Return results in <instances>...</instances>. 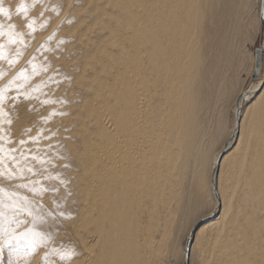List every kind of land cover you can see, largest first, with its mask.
<instances>
[{
	"label": "bare ground",
	"instance_id": "bare-ground-1",
	"mask_svg": "<svg viewBox=\"0 0 264 264\" xmlns=\"http://www.w3.org/2000/svg\"><path fill=\"white\" fill-rule=\"evenodd\" d=\"M251 2L56 0L54 11L29 10L35 31L14 14L24 43L0 37L15 61L0 62V88L22 70L27 80L6 94L13 120L0 121L1 154L27 160L43 180L37 191L35 182L18 188L25 183L0 156V171L13 174L7 190L35 212L13 225L41 234L17 264L53 248H75L72 264H264V74L243 94L238 74L259 20ZM66 46L71 55H58ZM47 138L37 149L13 147ZM189 219L185 258L176 241Z\"/></svg>",
	"mask_w": 264,
	"mask_h": 264
},
{
	"label": "rangeland",
	"instance_id": "rangeland-1",
	"mask_svg": "<svg viewBox=\"0 0 264 264\" xmlns=\"http://www.w3.org/2000/svg\"><path fill=\"white\" fill-rule=\"evenodd\" d=\"M6 0H3V6L9 11V13H11V15H12V21H15V18H14V14H16V8H17V4L19 3V1L20 0H15L16 1V6H14V7H10V6H8L7 4H6V2H5ZM54 1H56V0H42V2L40 3V4H38L39 6H40V8H41V10L42 11H54V8H53V2ZM252 2V4H251V8L252 9H250V12H251V14H253V11H255L256 13H257V17L259 18V20H257V17H256V13H254L255 14V16H254V18L252 17L253 15H251V17L253 18V20L255 21V20H257V24H256V21H255V24H254V26H255V28H253V32L251 33L252 34V38L249 40V39H247L246 41H244V44H243V48H244V50L245 51H247L249 54H250V56L247 54L246 55V57H244V58H246V61L244 62L245 64L243 65L244 67H245V69L243 70V66H242V70H239L240 72L238 73V74H240L239 75V79H240V88H241V91L239 92L240 94H243V93H245V92H249L250 90H251V88H252V86H254V85H256L258 82H259V78L261 77V75H263L264 74V20H261L260 19V2H261V0H251ZM26 2L27 3H29V4H31V0H26ZM254 7V8H253ZM32 7H30L29 8V10L31 9ZM137 9H139V7L137 6V5H133L130 9H129V11H137ZM257 9V10H256ZM253 10V11H252ZM41 12V11H40ZM249 15V16H250ZM250 17V18H251ZM251 18V19H252ZM256 18V19H255ZM0 19H5V17H2V16H0ZM257 48H259L260 50H261V56H260V64H259V70H258V73H255V51H256V49ZM66 49H69L68 48V46H66V47H64L63 49H60L59 51H58V55L59 54H66L67 56H70L71 54L66 50ZM246 52V53H247ZM251 54H252V56H253V60H251L249 57H251ZM245 56V55H244ZM249 56V57H248ZM245 60V59H244ZM249 60V61H248ZM251 60V61H250ZM251 65V63H252V65H251V67L249 66V64ZM247 64H248V67L250 68L249 70H248V67H247ZM246 68H247V70H246ZM247 71V72H246ZM249 104H250V100H246L244 103H243V105H242V111H244L245 109L246 110H248L249 109ZM227 119H226V125H227V130H228V132H230L229 130H231L232 128H233V125L235 124V122H236V118H235V116L233 115V113H232V111L231 110H229V111H227ZM5 118L6 119H8V120H13L12 119V117L8 114V113H6V115H5ZM36 121V123H38V124H40V126H41V128H44V127H46V124L47 123H44V122H42L40 119H36L35 120ZM34 133H40V132H34ZM33 140H36V139H27L26 141H25V139H23V141H25V143L24 144H21L20 142L18 143V144H15L13 147L14 148H16V147H26L27 149H37V147H38V145H40V144H43V143H47V142H50L51 141V139L50 138H47L44 142H38V143H34V144H31L32 142H33ZM21 141V140H20ZM2 152H0V156H5L4 154H1ZM6 157V156H5ZM7 158V157H6ZM31 158V157H30ZM14 161V163L12 162V161ZM23 159H20V161H19V159H13V158H7V162H11L12 163V165H11V169H13V172L15 173V179L14 180H16V181H18L19 183H28V184H34V182L37 184H34L35 185V190L34 191H37V190H39V188L41 187V184H43L42 183V175L40 174L41 172L40 171H38V170H33V172L35 171V173H33L32 171L31 172H29L28 171V169L30 168V166L32 167V165L30 164V163H28L27 164V160L26 161H22ZM36 161H38V160H36ZM17 164H16V163ZM19 162H22V163H19ZM26 162V163H25ZM15 164V165H14ZM13 165H14V167H13ZM24 165H25V167H26V171H24L25 173H27V174H25L24 172H22V173H18L19 171H21L20 170V168L19 167H24ZM29 166V167H28ZM24 167V168H25ZM19 168V169H18ZM33 169V168H32ZM33 173V174H32ZM22 174V175H21ZM23 174H24V176H23ZM29 174V175H28ZM35 174V175H34ZM40 176H39V175ZM28 175V176H27ZM26 176V177H25ZM37 176V177H36ZM18 178H19V180H21V181H19L18 180ZM32 178V179H31ZM29 179V180H28ZM38 179V180H37ZM2 180V181H1ZM4 180V181H3ZM22 180H24V181H22ZM33 180H35V181H33ZM39 180H41V181H39ZM37 181H39V182H37ZM0 187L1 188H4V190L6 189V192L7 193H5V191H4V193H0V198L1 199H7V196H13V199H17L18 197H25L24 196V194L22 193V192H20V193H18V192H13V191H8L7 190V188H6V186L10 183L9 182V180H7V179H0ZM3 182H5V183H3ZM25 183V184H26ZM38 183L40 184V185H38ZM2 184H5V185H2ZM5 186V187H4ZM9 186V185H8ZM2 194V195H1ZM14 194V195H13ZM20 194V195H19ZM214 200V199H213ZM6 202L7 203H12L13 201L12 200H6ZM210 207H211V205H209ZM208 206V207H209ZM30 208H31V217H32V215L35 213L34 212V208H32L31 206H30ZM25 215L27 216L26 217V219H25ZM196 215V214H195ZM195 215L194 216H192V217H195ZM9 216H11V214L9 215ZM22 216V217H21ZM28 214L27 213H23V214H21L18 218H21L20 220H23V219H25L24 221H26V222H29V219H28ZM173 216V215H172ZM172 216H170V217H172ZM24 217V218H23ZM17 218V219H18ZM173 218H175V220L174 221H176V216L175 217H173ZM28 219V220H27ZM178 219V218H177ZM193 220V219H192ZM192 220H190L189 219V222L188 221H186L184 224H183V226H181V228L182 227H184V225H186L187 227L186 228H184V230H183V228H182V231L180 230V233L179 232H177V233H179V236H180V238H179V240H178V237L179 236H177V240L179 241H176L177 243V245H176V247H177V250H178V248H179V250H178V252H180V253H182V249H183V247H185V241H186V239H185V236H186V233H187V231L185 230V229H187L190 225V223H192L191 221ZM170 221L171 222H174V221H172V218L170 219V220H168V224L170 225L171 224V226H173L174 225V229H175V231H177L176 230V222H174V223H170ZM178 221V220H177ZM25 222V223H26ZM32 221H30V223L28 224V223H26L27 225H29L30 227L32 226V223H31ZM31 224V225H30ZM173 224V225H172ZM180 225V224H179ZM4 226H6V227H10L11 228V230H15L14 232H12L11 234L13 235V233L15 234V232H17V231H19V232H23V230L22 229H19V228H17V230H16V226H14L13 225V223H11L10 225H4ZM14 226V227H13ZM28 226V227H29ZM13 228V229H12ZM15 228V229H14ZM19 229V230H18ZM182 232H184L183 234H182ZM186 232V233H185ZM175 234V233H174ZM185 234V235H184ZM177 235V234H176ZM23 247H21V246H18V247H16V248H13L12 249V251H11V259H13L14 261H16V260H18V259H20V258H22V256L23 255H25V251H24V249H22ZM179 253V254H180ZM18 255L17 256V258H15V256L14 255ZM180 256V255H179ZM8 258H9V251H8V249L7 248H5L4 250H3V252H0V264H7V261H8ZM176 260V261H175ZM173 261V262H172ZM171 261V263L173 264H182V260H181V258H174V260H172ZM175 261V262H174ZM36 264H41V258H38V260H37V262H36Z\"/></svg>",
	"mask_w": 264,
	"mask_h": 264
},
{
	"label": "snow or ice",
	"instance_id": "snow-or-ice-1",
	"mask_svg": "<svg viewBox=\"0 0 264 264\" xmlns=\"http://www.w3.org/2000/svg\"><path fill=\"white\" fill-rule=\"evenodd\" d=\"M42 0H31V4L27 3L26 0H20V3L17 5L16 8V14L19 17H22L25 22V27L27 29H30L31 31H35L33 28V25L35 23L34 20H29L28 18V12L30 7L37 6L40 4ZM41 15H43V12H41ZM0 16L5 17L9 23L5 24L3 22H0V37H3L5 35H9L10 39L8 41L9 44L17 45V44H23V39L17 40L15 37L18 34L15 29L16 25L14 23H11L12 15L9 13V11L3 6V0H0ZM7 29V32L5 31ZM62 43V41H61ZM5 44L0 43V62L7 61V64L9 67H11L15 61L13 59H9L4 52ZM21 51L19 48H17L16 56L19 57L21 55ZM32 71L35 72L36 69L33 66ZM4 73L0 71V76H3ZM21 77H23L25 80H27V76L25 75V70H22L14 80H10L8 82V85H6L3 88H0V121H2V118L6 115L4 112V101L6 98V94L8 90L15 85L17 89L21 88L23 85L17 84L16 81L19 80ZM261 87H264V83L260 85ZM18 95L23 96L24 93L18 92ZM12 100L15 101L16 97H12ZM7 123L11 124L12 121L8 120ZM0 139H3V137H0ZM21 144H24L25 141L21 140ZM4 148L2 145H0V152H3ZM9 151L14 152L16 149H10ZM14 159V157H13ZM3 162V157H0V163ZM29 172L32 171L31 168L28 169ZM0 177H6L7 180L13 179V174L11 172L5 173L3 171H0ZM61 183H65L64 181H61ZM18 188H27L28 185L26 184H19L17 185ZM32 190V189H30ZM4 189L0 188V193H4ZM14 195V194H13ZM8 200H12V203H7L5 199H0V252H3L5 248L9 251V258L7 261V264H17L16 261L11 259V251L13 248H16L18 246H21L24 248L25 254L27 255L30 250L34 249L36 246V238L39 237L41 234L36 231V229L28 228L24 232L17 231L15 235H12V231L9 227L4 226L5 222L10 225L13 221L17 223L19 226L23 223V221L17 219L22 213H27L29 216L31 213V208L29 201L27 197H18L17 199H13V196H7ZM9 213H11V216H9ZM60 216H64L63 212L59 213ZM50 256H56L58 258L59 264H72V260L74 258H77L78 253L76 252L75 248H65V249H57L53 248L48 253L45 254V257L42 258L41 264H50L49 257Z\"/></svg>",
	"mask_w": 264,
	"mask_h": 264
},
{
	"label": "water",
	"instance_id": "water-1",
	"mask_svg": "<svg viewBox=\"0 0 264 264\" xmlns=\"http://www.w3.org/2000/svg\"><path fill=\"white\" fill-rule=\"evenodd\" d=\"M260 19L264 20V0H261L260 2ZM260 56H261V50L259 48L255 51V73H258L259 70V64H260ZM192 237L190 236V239L186 242L185 245V258L187 256L188 247L191 244Z\"/></svg>",
	"mask_w": 264,
	"mask_h": 264
}]
</instances>
